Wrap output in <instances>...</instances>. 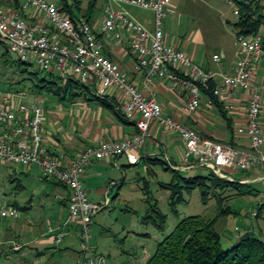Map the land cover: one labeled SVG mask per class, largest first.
<instances>
[{"label":"built area","instance_id":"2783aa9c","mask_svg":"<svg viewBox=\"0 0 264 264\" xmlns=\"http://www.w3.org/2000/svg\"><path fill=\"white\" fill-rule=\"evenodd\" d=\"M233 12H240L233 0H226ZM20 2V1H19ZM127 4L154 15V28L149 30L124 10L111 4ZM101 29L119 39L128 32L130 51L136 57L134 69L146 73V82L158 76L177 84L187 96L182 111L194 116L200 109L203 88L213 79L195 64L192 57L166 40L164 21L175 14L171 0H105ZM238 50L232 73L219 75L213 96L226 104L225 110L240 114L241 122L234 133L247 140L246 145L230 146L203 136L174 116L164 115L155 96H146L129 74L103 54V43L84 18L74 22L59 10L53 0H21L18 8L13 0H0V42L16 61L36 64L40 70L58 76L63 84L75 80L90 88V93L103 98L115 91L122 115L134 122L137 132L120 140H107L86 147L72 160L54 156L45 141L46 112L43 102L21 91L0 90V165L35 166L43 178L63 184L68 189V218L64 226L80 230L82 249L87 264H106L104 256L94 255L90 246L92 217L102 208L88 199L84 186L85 169L91 160L109 161L125 156L129 165H137L139 151L150 137L153 123L182 140L183 166L176 169L203 167L217 178L235 182L233 173L260 166L264 170V37L259 32L249 36L236 35ZM222 56L214 55L220 62ZM94 87V88H92ZM240 95L243 97L239 98ZM27 99V101H26ZM241 106V107H240ZM207 107H215L208 98ZM264 181V174L261 176ZM18 209L0 203V224L18 218ZM49 231H53L50 228ZM63 234L53 235L59 244ZM0 247L19 250L15 242L0 239Z\"/></svg>","mask_w":264,"mask_h":264},{"label":"rangeland","instance_id":"374dc122","mask_svg":"<svg viewBox=\"0 0 264 264\" xmlns=\"http://www.w3.org/2000/svg\"><path fill=\"white\" fill-rule=\"evenodd\" d=\"M171 1L175 7V14L168 16L173 21L169 27L171 34L187 36L199 29L209 42V53L223 49L234 56L238 43L233 24L239 17L228 1ZM260 33L264 35V25ZM4 54L7 63L2 59ZM14 59L0 42V90L20 88L30 94L29 81L18 84L22 76L11 64ZM28 68L39 77L48 76L36 64ZM41 97L56 98L45 91ZM179 161L178 165L183 166L182 157ZM147 166L142 162L125 168L124 175L119 172L120 183L112 188L110 203L92 217L90 246L94 255L104 256L106 264H146L157 243L190 215L215 220L225 248L246 232H253L264 241V181L240 185L239 178L246 171L236 172L232 175L239 184L211 190L204 197L197 186L188 189L187 181L196 176L208 177L207 169L173 171L161 162L148 166L150 170ZM27 168L20 164L0 165V203L13 205L19 212L18 218L0 224V239L15 242L21 248L11 251V247H2L0 264H86L80 230L72 224L64 226L67 218L64 207L54 197V185L41 181L32 168ZM204 181L209 184L207 179ZM177 198L180 201L173 203ZM57 227L63 234L59 244H38L40 239H49L50 228Z\"/></svg>","mask_w":264,"mask_h":264},{"label":"crops","instance_id":"0c3cea01","mask_svg":"<svg viewBox=\"0 0 264 264\" xmlns=\"http://www.w3.org/2000/svg\"><path fill=\"white\" fill-rule=\"evenodd\" d=\"M19 1L21 2V0ZM261 1L264 6V0ZM54 2L56 3L57 1ZM82 2V13H89L87 19L93 31L103 43L104 56L127 72L138 89L146 96L154 95L156 100L161 104L164 115L177 117L185 125L195 129L203 136L221 141L227 145L242 146L247 144L246 139L240 138L234 133L236 124L242 121L240 119L241 115L228 112L224 107L226 104L224 103L223 105L221 102L219 103L222 105V109L226 111V116L223 115L217 105L209 109L207 107L208 97L204 93L200 109L196 115H184L182 106L187 96L179 85L158 76L152 77L150 81L146 82V73L144 71H135L136 57L130 51L128 32H121L120 38L116 39L112 33L107 34L102 31L101 25L104 19L103 8L105 0H82ZM90 2L94 6L88 12L87 7ZM111 5L114 10L126 11L144 27L153 30L152 11L142 10L127 4L118 5L113 3ZM171 23L173 21L168 19L167 16L164 21V33L167 42L187 52L195 64L199 65L205 72L213 75V79L217 83L220 81V74L233 72L237 50L234 56L228 55L223 49L221 52L212 51V53H209V42H206L204 35L199 29L187 36H175L169 30ZM214 55L222 56L220 62L213 60ZM241 97L243 96L240 95L239 98ZM32 98H39L43 102L46 112L45 141L50 152L64 161L74 159L86 147L96 146L100 142L107 140H120L132 136L137 132L134 122L122 115L118 95L115 91L109 92L103 98H97V96L91 93L86 98L81 97L74 100L42 98L41 95L34 94ZM261 121L264 125V111ZM182 147V140L177 134L167 133L157 126L156 123H153L150 129V137L139 151V162L137 165L146 162L150 166L151 164L155 165L161 162L166 163L168 167L170 164L179 167L178 162H180ZM137 165H129L125 156L114 157L109 161L91 160L85 169L83 178L84 186L88 191L89 201L97 202L95 204L101 206V208L108 205L110 203L109 196L112 188L120 183L119 172L124 175L125 168ZM148 166L147 168L150 170L151 168ZM30 168L34 170V175H38L41 181L51 182L54 185V197L64 207V216L68 218L67 187L58 182L43 178L41 174H38L40 171L35 166ZM177 170L179 169L175 171ZM245 173L243 177L239 178V183L248 185L263 181L261 180V176L264 174V170L260 166L253 167ZM234 180L236 181L235 178ZM65 227H69V225ZM59 230V227H57L56 230L49 231L51 234L49 239H40L38 244L53 243L52 234L59 232ZM8 236H10L9 233Z\"/></svg>","mask_w":264,"mask_h":264},{"label":"trees","instance_id":"16d2710c","mask_svg":"<svg viewBox=\"0 0 264 264\" xmlns=\"http://www.w3.org/2000/svg\"><path fill=\"white\" fill-rule=\"evenodd\" d=\"M233 1L238 3L240 12V17L233 24L235 34L249 36L259 33L264 25V6L262 1ZM19 3V0H13L15 9L18 8ZM56 4L59 10L65 13L74 22L84 18L89 23L87 19L89 13H82V0H60L56 2ZM93 6L94 4L90 2L87 7L88 12H90ZM4 57L5 54L2 56L3 60ZM4 62L7 63L6 60H4ZM11 64L22 76V80H19L18 84L22 83L24 85L26 81L31 83L29 89L32 95H41V93L45 91L55 96V99L58 100H74L81 97L86 98L90 94V88L78 81L71 80L63 84L60 78L53 74L39 77L37 72L29 70L28 65L31 64H25L16 60L11 61ZM216 84L217 81L212 79L208 86L202 90L204 95L214 100L215 105H217V107L221 109L223 115L226 116V111L222 109V105L212 93ZM23 85L21 86L23 87ZM5 91L22 92L23 90H20V88H11ZM168 169L170 168L168 167ZM205 179L209 181V184L204 181ZM184 180L186 181L185 178ZM187 183L188 189H192L194 186L200 188L204 197L211 190L239 184L217 178L211 172L208 177L196 176L192 178V180H188ZM179 201L180 198H177L173 203ZM161 217L162 222H164V216L161 215ZM0 249L1 255L3 252L2 247H0ZM10 250L20 251L21 248L19 250H12L10 248ZM81 252L83 259L87 261L86 252L83 249ZM146 264H264V241L256 237L253 232H246L241 234L235 243L225 248L223 247L220 233L216 229L215 220L207 219L202 215H190L181 219L174 229L168 233L162 241L157 243L154 253L147 259Z\"/></svg>","mask_w":264,"mask_h":264}]
</instances>
